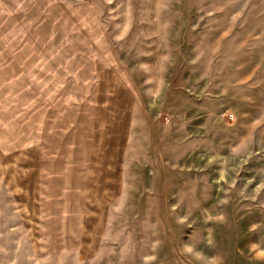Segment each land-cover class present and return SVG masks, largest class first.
Here are the masks:
<instances>
[{"label": "rangeland", "instance_id": "1", "mask_svg": "<svg viewBox=\"0 0 264 264\" xmlns=\"http://www.w3.org/2000/svg\"><path fill=\"white\" fill-rule=\"evenodd\" d=\"M57 1L0 0V264H264V0ZM100 113L151 151L96 202Z\"/></svg>", "mask_w": 264, "mask_h": 264}, {"label": "crops", "instance_id": "2", "mask_svg": "<svg viewBox=\"0 0 264 264\" xmlns=\"http://www.w3.org/2000/svg\"><path fill=\"white\" fill-rule=\"evenodd\" d=\"M57 4L62 6H90L98 4V1L58 0ZM74 16L78 21L90 20L89 17H86L87 15L80 13L74 14ZM105 87V82H101L100 88L103 92ZM102 101L104 102L100 99V102ZM138 114L136 117L132 115L129 131L123 130L122 132V125L119 123V129L114 130V135L102 128L104 120H106L105 116L101 113L97 114L93 121L94 126L90 136L81 133V141L75 138L73 141L72 139L68 140L70 146L63 150H67V153L70 152V156L67 157L69 154H65V157L60 158L62 161L56 162L55 165L64 168L65 172L62 169H59L58 172L59 174L64 172L65 181L72 184L71 190L73 187L78 188L79 183L85 182L86 197L99 202L101 197L110 195L115 191L111 184L112 181L114 182V178L118 176L117 181L121 183L127 181L124 171L122 172V167L127 162L133 163L143 154L146 155L147 159L149 158L151 148L143 145L146 132L143 125L144 120ZM125 133L127 140H125ZM109 135L114 136V138L110 140ZM130 135H134L135 139L130 140Z\"/></svg>", "mask_w": 264, "mask_h": 264}]
</instances>
